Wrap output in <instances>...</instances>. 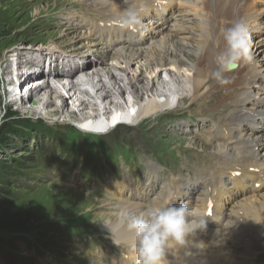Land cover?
I'll list each match as a JSON object with an SVG mask.
<instances>
[{"label": "bare ground", "instance_id": "1", "mask_svg": "<svg viewBox=\"0 0 264 264\" xmlns=\"http://www.w3.org/2000/svg\"><path fill=\"white\" fill-rule=\"evenodd\" d=\"M141 2L147 9L143 15L142 26L138 30H129L118 23V17L127 7L126 0H72L71 7L76 5L79 8L70 7L67 13L60 16L62 23L56 27H65L67 35L69 29L79 28L80 32L71 38L75 43L68 45L70 53L69 49L62 46H47L42 52L55 67H58L55 51L60 55L72 57L65 60L71 64L69 74L76 75L68 81L66 92H74V95H77V103L72 104V109L68 111L70 114L80 113L77 122L86 129H103L119 120L133 123L143 117L147 119L185 99L198 100L199 104L201 100L203 104L205 101L209 103L199 115L202 122L208 118L211 120L207 133L214 151L211 156L201 157L192 152L194 156L189 157L190 163L202 162L206 171L196 175L194 179L182 176L172 178L163 184L159 192L156 191L154 180L157 167L153 163H147L150 176L141 184L142 188L126 175L120 181H106V192L112 193L111 196L115 197L116 201L105 203L110 209L108 213L99 215L102 228L120 243L128 244L129 249L125 251L128 253L126 261L130 264H135L136 254L131 247L133 235L123 226L119 215L125 206L140 211L146 206L164 203L170 195H175L178 199L172 200V203H187L190 209L207 222L217 219L215 208L219 205L213 206L212 216H204L207 215L204 214L205 207L212 204L207 203L206 199L224 200L225 195L241 183H258L264 186V170L253 167L257 158L253 155V146L249 143L248 136H254L249 133L248 136L246 133L241 134L244 123L247 125L248 121L262 110L259 106L252 107L255 101L250 106L248 103L253 100V91L258 88L261 92L264 91V16L259 19L256 8H253V0ZM261 2L264 3V0ZM260 12L263 13L264 9ZM163 16L167 20L160 21ZM240 17L247 19L245 22L250 30L252 59L247 63L238 64L235 69L223 72L218 79L213 74L220 70L216 56L225 48L224 30ZM21 47L23 49H20L18 54H23L27 59L21 56L22 59L16 61V67L8 68V74L13 73V69H16V73L20 72V75L26 71L27 74L29 70L20 71L25 64H44L45 60L39 53L31 59L28 56L34 50H28L23 45ZM15 55L17 53L9 56ZM141 62H145L146 71L139 74L129 72L133 65L138 67ZM6 68H2V72L6 71ZM143 73H148L146 79L142 77ZM54 76L58 77L60 74ZM38 77L39 74L35 77L25 76L23 81L36 83ZM160 78L162 80H159ZM11 80L9 79V82ZM167 80L170 82H166ZM117 81H121L120 84ZM41 83L43 82H37V85H31L34 87L27 89L26 96L33 98L32 111L37 113L44 110L48 116L62 114L67 103L65 95L62 94L64 87H59L51 81ZM215 87L222 90H214ZM252 87L255 89L251 91ZM125 92L136 98L129 110H126L127 105L120 96ZM208 93L215 94L208 96L204 101ZM237 97L240 98L238 104ZM106 99L109 101L105 103ZM57 100H60L58 106L55 105ZM23 101L22 98V104ZM261 102L264 103V100ZM50 105H55L56 108L49 109ZM220 107H224V115L218 113ZM85 109L92 111L84 112ZM225 117L228 119L225 120ZM260 120L264 122V116L260 117ZM254 124L255 121H249V125H258ZM225 125L230 128L227 129ZM186 129L190 130V125L182 124L176 128L178 131ZM202 138L200 136L199 141ZM257 142L262 143L261 140ZM262 150L264 157V149ZM194 184L201 187L202 191L195 194L191 187ZM221 189L223 194L219 192ZM255 191L257 195L249 196L247 189L244 195L237 198L235 219L219 220L213 229L198 231L195 243L173 250L169 254V264H234L236 260L220 239L227 241L228 238L241 237L248 226L259 223L258 218L264 220V189L255 187ZM189 194L191 199L187 197ZM110 257L114 258L113 255Z\"/></svg>", "mask_w": 264, "mask_h": 264}, {"label": "rangeland", "instance_id": "2", "mask_svg": "<svg viewBox=\"0 0 264 264\" xmlns=\"http://www.w3.org/2000/svg\"><path fill=\"white\" fill-rule=\"evenodd\" d=\"M71 2L0 0V128L3 125L7 128L0 133V160L9 166L16 161L20 167L17 171L21 174L16 177L11 174L13 181L10 186L2 188L7 204L0 206V242L11 239L12 247L18 253L16 259L22 264H127L118 254L129 249L128 244L120 243L102 228L99 217L109 212L110 207H106L105 203L116 201L112 193H106L105 182L110 178L118 180L122 176L121 171L127 168L131 178L134 175L138 183L144 184L148 179L144 167L147 163L157 166L154 176L156 191L178 175L187 178L198 175L199 168L189 162V155L192 154L191 146L197 145V148H204L202 150L209 147L207 127L211 120L208 118L206 124H202L199 112L209 104L205 98L215 93L205 95L204 104L203 100L199 104L198 100L185 99L173 105L172 109H163L147 119L143 117L135 121V125H117L109 130L104 139L95 135H86L85 138L80 135L82 132L74 125H79L80 113L70 114L68 111L72 109V104L77 103V95L71 91L67 93V83L59 85L61 80L52 82L64 87L62 94L67 103L63 113L51 116L45 115L44 110L34 113L33 98L26 93L37 82H46L38 78L36 83H25L20 72L16 73L13 69V74H8V68L12 69L16 61L22 59L23 54H18L23 49L22 45L34 50L28 56L31 58L37 57L38 53L45 57L42 52L47 46H62L70 51L68 45L75 43L71 38L76 37L79 28L69 29L67 35L65 27H56L62 23L60 16L69 11ZM16 53L15 57L9 56ZM4 67H7L6 71L2 72ZM144 68L145 62H141L138 67L133 65L129 72L139 74L146 71ZM34 74L31 75L35 77ZM146 75L148 73H143L142 77L146 79ZM12 78L15 84L14 80H11L13 84L9 82ZM120 82L117 81L118 84ZM217 88L222 90L220 87L214 90ZM120 96L127 105L126 110L136 101L126 92ZM108 101L106 99L105 103ZM59 104L60 100L55 101V105ZM55 105L48 108L55 109ZM223 108H219L221 115L225 114ZM89 111L92 110L85 109L84 112ZM11 113L14 115L11 116ZM36 121L61 132V144L47 138L44 131L34 136H24V132L12 134L14 129L21 131L25 124ZM182 124H189L190 130H176ZM46 132L53 134L49 128ZM65 134L81 139L77 141V138L71 137V142L67 144ZM200 136L203 137L201 141ZM123 140L130 142L129 147L119 144ZM108 146H111L110 153L105 150ZM134 149H139V157ZM197 155L202 156L203 152ZM133 160H138L139 166ZM201 169L206 171L202 166ZM4 257L0 249V264H7ZM259 259L264 261V254Z\"/></svg>", "mask_w": 264, "mask_h": 264}, {"label": "clouds", "instance_id": "3", "mask_svg": "<svg viewBox=\"0 0 264 264\" xmlns=\"http://www.w3.org/2000/svg\"><path fill=\"white\" fill-rule=\"evenodd\" d=\"M126 3L118 23L126 29L138 30L146 6L141 0H126ZM223 39L225 48L216 56L220 70L213 74L218 79L233 66L252 59L250 30L242 18L224 30ZM175 199L178 197L170 195L164 203L149 205L140 211L126 206L120 210L123 226L133 235L135 264H169L168 256L173 250L195 243L198 231L206 229L203 217L187 203H172Z\"/></svg>", "mask_w": 264, "mask_h": 264}, {"label": "trees", "instance_id": "4", "mask_svg": "<svg viewBox=\"0 0 264 264\" xmlns=\"http://www.w3.org/2000/svg\"><path fill=\"white\" fill-rule=\"evenodd\" d=\"M11 116L12 115H14V114H10ZM41 123H38L37 121H36V123L34 122V123H28V124H25V126H27L28 128H31V129H34V128H37V127H39V126H41L40 125ZM7 128H4V125L0 128V133L3 131L4 132V130H6ZM18 131L17 130H13L12 131V134H16ZM0 144H1V142H0ZM14 169L12 168V166H9V165H5V163L4 162H2L1 160H0V206H3V205H5V204H7V200L2 196V191H3V189L2 188H7L8 186H10L9 185V178H10V175L11 174H14L12 171H13ZM18 225H20V224H18ZM8 238V237H7ZM6 243L10 246V247H12V242H11V239H6Z\"/></svg>", "mask_w": 264, "mask_h": 264}]
</instances>
